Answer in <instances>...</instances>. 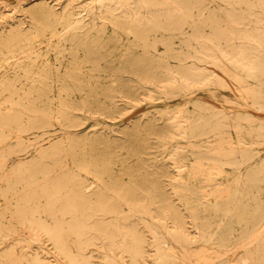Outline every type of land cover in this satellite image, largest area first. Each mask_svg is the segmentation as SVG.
<instances>
[{
  "label": "rangeland",
  "instance_id": "obj_1",
  "mask_svg": "<svg viewBox=\"0 0 264 264\" xmlns=\"http://www.w3.org/2000/svg\"><path fill=\"white\" fill-rule=\"evenodd\" d=\"M68 1L0 0V48L12 33L29 32L32 18L43 15L42 12L45 14L42 8L55 9L59 13ZM207 1H199L200 8L180 9L175 5L177 0H170L171 5L165 7L170 74L164 85L141 87L126 80L114 81L105 76L97 80L91 77L77 83L81 86L84 83L89 89H81L71 98L64 92H58L61 94L58 103L45 113L39 109L34 114L29 111L30 107L17 109L19 133L6 130L0 141V264H69L58 255L52 240L40 230L38 232L34 222L27 221L25 213L22 221H18L12 217L11 211L15 200L25 196L26 185L31 187L30 206L33 208L39 196L37 207L42 210L46 204V191L42 192L44 185L48 189L51 184L67 180L86 184L89 181L83 173H72L73 168L85 166H90L102 180L100 187H89L92 192L101 188L102 197L98 204L93 197L92 203L81 208L83 211H80L78 219L72 212H66L56 213L55 217L40 214L41 218L37 217L36 221L53 226L57 219L60 225L70 230L68 240L74 251L86 257L90 264H154L152 259L157 250L154 232L184 263L216 264L228 261L264 264V244L257 250L255 248L264 235L239 238L243 225L234 224L226 228L231 233L228 240L233 242H227L226 246L217 245L213 238H201L204 223L194 210L196 200L198 206L213 210L214 192L224 188V185L218 184L220 177L208 181H213L212 184L205 183L198 166L216 164L204 161V158L217 156L225 150L240 154L247 151L248 157L236 154L244 160V164L236 168L240 193H243L246 175L264 169V0L245 1L249 2L248 9L244 6L238 8L239 5L219 9ZM85 3L86 0H73L72 6L81 8ZM120 12L123 13L122 10L113 11L122 15ZM86 22L89 29L85 36L99 35L104 29L99 10L94 11ZM127 43L125 37H121L118 43H110L106 48L110 56L105 61L116 64L123 60ZM80 46L78 59L83 54ZM193 50L198 52L191 54ZM252 57L257 69L261 70L257 78H249L244 73ZM183 80L188 82L183 84ZM93 100L94 103H91ZM209 114L214 118L207 121ZM197 115H203L205 119L196 120L193 127L205 135L187 138L188 122ZM221 117H225L224 123L217 121ZM260 129L263 130L261 135L258 133ZM15 178L17 181L13 184ZM257 186L252 193L262 196L263 200L257 205L264 212V177L262 182L257 181ZM67 191L64 189L63 193ZM202 192H206V196L201 199ZM108 200L128 211L107 209ZM22 206L25 212L24 201ZM163 206L171 209V214L176 217L161 216L158 208ZM57 207L59 204L54 205V208ZM76 222H79L78 226ZM130 230L142 239L143 254L132 259L128 253L119 251L107 261L106 256L112 255L101 232L126 234Z\"/></svg>",
  "mask_w": 264,
  "mask_h": 264
},
{
  "label": "bare ground",
  "instance_id": "obj_2",
  "mask_svg": "<svg viewBox=\"0 0 264 264\" xmlns=\"http://www.w3.org/2000/svg\"><path fill=\"white\" fill-rule=\"evenodd\" d=\"M72 1L73 0H69L68 4L59 13L55 12L54 11L55 9L52 10L46 7L42 8V10L45 11V14L42 12L43 15H38L32 18V21L30 22L32 23V27L30 28L29 32L22 33L20 31L19 32L17 31L16 33H12L11 35H9L3 41L2 46L0 48V141L3 140L2 134H4L6 130L11 132H17L20 126L17 117L18 108L30 107L29 111L33 112L34 114L39 112V109H41V112L45 113L52 105H56L58 103L57 100L61 96V94L58 92H64L67 97L71 98V96H74V94L81 89L88 90L89 89L88 86H85L84 83H82V85L84 86L77 84L83 79H89L92 77L98 80L99 78H102L101 76H105L110 78L111 80L114 79V81L116 80L120 81L121 79V80H126L128 82L136 83L141 87L147 85L159 87V85H164L166 83L170 71L168 68L169 46L168 43L166 42V36H165L166 26L164 24V21L166 18L165 7L171 5L170 0H86L85 5L82 6L81 8L72 6ZM199 1L201 0H177V3H175V5H177L178 8L180 9L200 8L198 4ZM245 1L247 0H242L240 2L239 0L237 1L208 0L207 2L216 5V7H218L219 9L227 6L232 8L233 6L235 7L236 5H239L238 8L244 6L245 8L248 9L250 7L249 2L244 3ZM112 4L113 6H111ZM250 4H252V2ZM262 5L264 7V4ZM96 10L100 11V17L103 21L104 29L101 32H99V35L91 34V36L89 35L85 36L87 35L86 32L89 29V23L86 22V19L88 17H91L94 14V11ZM115 10H122L123 13L120 12L122 13V15L114 14L113 11ZM130 15H132L133 18ZM42 20L44 22H42ZM121 37L123 38L125 37V39L128 40L127 47L125 48V50H123V54H122L123 60L117 63L114 61L116 64H113L112 61L111 63L110 62L107 63V61H105V58L110 56L109 54L110 52L108 51L109 49L108 50L106 49L107 46L110 43H118ZM79 46L82 47L83 49L82 51L83 54L81 59H78L80 57L78 54V50H80L78 49ZM197 52L198 51L193 50L191 51V54H196ZM254 59L255 58L252 57L250 62L247 63L250 65L249 68L245 67L246 69L244 73L249 78H255V77L257 78L261 73V70L257 69V65ZM56 63L58 64V67L56 66ZM89 73H91V76L89 75ZM193 76L194 75H192V77ZM181 79H178V81ZM183 81H184L183 84H186V82H188L185 80ZM59 83L61 84L60 86L58 85ZM105 85L107 84H104V86ZM190 86L192 85H189V87ZM199 86H201L200 83ZM34 94H36V98H34ZM109 98L111 97L109 96ZM94 100L91 103H94ZM109 100L107 102H109ZM95 103H99V102L95 101ZM100 108H102V106ZM209 115H210L209 117L206 116L207 121L214 118L213 117L214 115L213 116L211 114ZM33 117L36 118L37 116L33 115ZM224 118L225 117H221L217 121L220 123H224L225 122ZM204 119L205 117L203 115L202 116L197 115V117L190 118L188 122L189 125L186 130L187 138H198L200 136L205 135L202 134L200 131H198V128L193 127V123L196 120H204ZM178 124L179 123L177 122L176 125ZM262 132H263L262 129L258 130V133L260 135L262 134ZM161 134H165V133H161ZM159 137L161 138V136ZM240 139L241 138L239 137V140ZM222 145H226V144H222ZM227 145L231 146L229 144ZM196 146H198V144ZM240 153L241 152H235L233 150L221 151L220 154L217 153V156L204 158V161L211 162L216 165L198 166V170L201 176L203 177L205 183L212 184L213 181L212 183H209L208 181L215 179V177H220L221 180L220 182L218 181L219 182L218 184L224 185L222 191L214 192V199H212L214 202L213 210L209 211L204 206H198L197 205L198 200L195 201V205H194L195 206L194 210L199 214L200 221L204 223V227L202 228L200 234L201 238L203 239L213 238L217 242L216 244L220 246H226L227 242H233V240H228L229 235H231V233L229 234L226 229L230 225L231 226H233L234 224L243 225V229H242L243 232H241V234L238 236L239 238L240 236L242 238H245L246 236H250V235L253 236H256L258 234L264 235V212H261L258 209V205H257V202L263 200V198L262 196L259 195V193L255 195L252 193V190L257 189L258 187L257 181L262 182V179L264 177V169L258 172H252L251 174L248 173L244 181L245 185L244 188L242 189L243 193H240L237 185L239 175L237 173L238 169L236 168L243 165L244 160L242 157H238L236 154L244 155L248 157V152L245 151L243 152V154ZM249 154L251 155V152H249ZM235 165H237V167ZM187 168L185 167V169ZM72 171H73L72 173L75 172L83 173L84 177H87L89 182L85 184L76 181L71 182L73 180H67L65 182H57L55 184H51L48 189L46 188V185H44L42 187V192L46 191V194H44L46 198L45 201L46 204L44 208H42V210H39L37 207V203H39V196L33 208L30 206L31 195H32L30 193L31 187L29 185H26L25 196L24 197L21 196L15 200L16 204L13 210L11 211V214L14 219L18 221H22V218L25 213L27 216V221L34 222L38 227L37 231L40 230L41 233L43 232L50 240H52L54 249L56 250L58 255L64 258L62 260H66L69 264H80V263L90 264V262L86 257L74 251L70 241L68 240V233L70 232V230H66L62 225H60L57 219L55 221V224H53V226H46L41 221H36L37 217L41 218L40 214H46L47 216L55 217L56 213L64 214L66 212H72L73 214L76 215L75 218L78 219L80 217V213H81L80 211H83L81 208L92 203L93 201L91 200L93 197L96 199L95 203L98 204L97 203L98 200H100V197H102V191L100 190L101 188L98 189V191L96 192H92L91 190L92 188L91 189L89 188L90 186H94V185L100 187L102 180L98 177L97 173L94 170L90 169V166L73 168ZM156 178H158L157 175ZM44 179L42 180L44 181ZM16 181L17 178L12 180V183L15 184ZM219 187H221V185ZM64 189L68 190L67 193H63ZM142 192H144V190ZM205 196H206V192L205 194L203 192L200 194L201 199L204 198ZM22 200L24 201L26 206L25 212H23ZM142 200L144 201V199ZM56 204H59V207L54 208V205ZM230 206L232 207L230 208ZM105 207L112 211L115 210L125 211V212L128 211L123 206L122 207L115 206L110 202V200L106 202ZM134 208H136V206ZM158 209L160 211V215L163 217H172V218L176 217L174 214H171L172 213L171 209L165 208L164 206ZM118 213L119 212H117V214ZM151 213L153 214L152 211ZM35 214L37 216H35ZM155 220L156 219H154V221ZM78 224L79 222H76V226H78ZM173 225L176 224L174 223ZM118 234L110 233L106 231L101 232V235L105 238L107 242L106 245L108 244V248L110 249L108 251H110L112 255L111 257L106 256L107 261L112 260V257L118 254L119 251L125 252V254L128 253L132 257V259H134L135 257H140L143 254L142 239L137 235L135 231L130 230L126 234H120V233ZM153 238L156 241V246H157L156 253L154 255V258L152 259V261H154V264H188L178 259V257H176L172 253L168 243L165 242L162 239V237H159L158 233L154 232ZM81 240L82 239H80V241ZM262 244H264V237L263 239L259 238L258 245L255 247L256 250L259 247L261 248ZM138 261L140 262V259ZM235 263L236 262L221 261L216 264H235ZM35 264H37V262ZM139 264H141V262Z\"/></svg>",
  "mask_w": 264,
  "mask_h": 264
}]
</instances>
